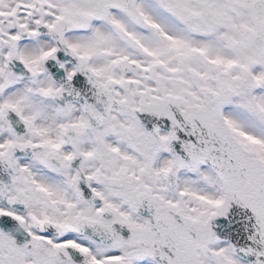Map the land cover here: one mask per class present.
<instances>
[{"label":"snow or ice","instance_id":"obj_1","mask_svg":"<svg viewBox=\"0 0 264 264\" xmlns=\"http://www.w3.org/2000/svg\"><path fill=\"white\" fill-rule=\"evenodd\" d=\"M0 264H264V0H0Z\"/></svg>","mask_w":264,"mask_h":264}]
</instances>
